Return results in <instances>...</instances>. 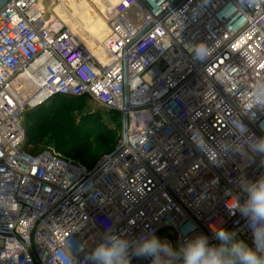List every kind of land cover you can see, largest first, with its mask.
Listing matches in <instances>:
<instances>
[{
  "label": "built area",
  "instance_id": "1",
  "mask_svg": "<svg viewBox=\"0 0 264 264\" xmlns=\"http://www.w3.org/2000/svg\"><path fill=\"white\" fill-rule=\"evenodd\" d=\"M46 0H12L0 10V264H92L111 230L186 240L236 231L254 247L244 217L241 178L264 176L258 154L234 129L264 136V0H119L107 17L98 57L70 30L46 19ZM212 54L197 59L194 46ZM32 68L38 93L89 96L129 116L128 135L88 168L50 147L26 148L29 101L17 78ZM127 86V101H126ZM203 136L213 161L194 143ZM189 225H195L188 230ZM131 256V264H151Z\"/></svg>",
  "mask_w": 264,
  "mask_h": 264
},
{
  "label": "clouds",
  "instance_id": "2",
  "mask_svg": "<svg viewBox=\"0 0 264 264\" xmlns=\"http://www.w3.org/2000/svg\"><path fill=\"white\" fill-rule=\"evenodd\" d=\"M194 54L197 59L203 60L211 56L212 50L200 43L194 46ZM261 90H264V83ZM233 126L244 137V141L225 145H230V148L242 155L247 145L251 153L264 157V136L246 135L248 128L242 121ZM261 127L264 129V125ZM193 139L196 146L205 150L211 160H216L215 151L208 148L201 134L196 133ZM238 187L246 193V199L241 203L238 197L233 198L229 211L232 215L238 211L245 218L254 247H250L243 239H234L237 232L224 228L214 230V237L220 242L218 245L210 244L209 238L201 234L186 240L178 249H174L168 240L161 241L154 233L141 234L129 240L109 230L103 242L91 251L89 259L92 264H131V256L151 257V264H264V176L256 181L241 178ZM194 228L195 225H189L186 231ZM55 264L73 262L60 253L55 256Z\"/></svg>",
  "mask_w": 264,
  "mask_h": 264
},
{
  "label": "rangeland",
  "instance_id": "3",
  "mask_svg": "<svg viewBox=\"0 0 264 264\" xmlns=\"http://www.w3.org/2000/svg\"><path fill=\"white\" fill-rule=\"evenodd\" d=\"M46 1L48 5L50 1L54 3L52 8H48V19L54 18L52 26L62 30L73 29L79 35L77 36L86 44H90L98 57L102 58L103 41L109 34L107 18L104 16L107 15L109 3L115 4L119 0H91L96 7L90 0ZM62 7L67 10H62ZM88 18L91 19L87 20ZM34 90V87H25L22 88L21 94L28 98ZM83 100L86 108L84 114H75L76 125L70 119V113L61 112L60 108L51 106L39 109L41 116L33 117L30 126L38 122L39 127L50 137L45 143L30 146L29 151L38 153L50 147L88 168H92L101 155L111 152L113 140L117 139L119 143L123 135L124 125L121 113L104 108L87 97ZM27 110H32L30 104ZM26 114L24 121H26ZM158 238L162 241L163 234ZM169 238L173 242V248L178 249L174 243V236L170 235Z\"/></svg>",
  "mask_w": 264,
  "mask_h": 264
},
{
  "label": "trees",
  "instance_id": "4",
  "mask_svg": "<svg viewBox=\"0 0 264 264\" xmlns=\"http://www.w3.org/2000/svg\"><path fill=\"white\" fill-rule=\"evenodd\" d=\"M84 97L91 99L89 96L82 97H60L55 96L47 100L42 106L38 107L36 110H30L26 114V121H24L26 132H27V142L26 147L29 150L30 146H34L37 144L45 143L49 139L50 136H47L43 129L39 127L38 122L34 123L30 126L31 119L33 117H40L39 109H46L48 107H55L56 109L60 108L61 112L70 113V119L75 123V114H84L86 104L84 103ZM119 112V111H117ZM120 113V112H119ZM122 115V114H121ZM73 126V125H72ZM117 139L113 140L111 148L114 150L117 146ZM112 150V151H113Z\"/></svg>",
  "mask_w": 264,
  "mask_h": 264
},
{
  "label": "bare ground",
  "instance_id": "5",
  "mask_svg": "<svg viewBox=\"0 0 264 264\" xmlns=\"http://www.w3.org/2000/svg\"><path fill=\"white\" fill-rule=\"evenodd\" d=\"M53 1H50L49 2V5H48V8H52L53 6ZM116 4V3H115ZM115 4H111L109 3V8H108V11H107V15H105L104 17H108L109 15V12H111L113 6ZM52 17V16H51ZM47 21L49 23H52L54 21V18L52 17V19H48L47 18ZM107 26H108V23H107ZM54 27V25H53ZM56 29V27H54ZM60 29V28H59ZM70 31L75 34V35H78L73 29L70 28ZM108 31H109V28H108ZM79 36V35H78ZM82 40V39H81ZM83 41V40H82ZM84 42V41H83ZM85 43V42H84ZM86 44V43H85ZM94 53H95V50L92 48V46L90 44H86ZM97 55V53H95ZM98 56V55H97ZM32 76V68L27 70V72L23 73L22 75H20L17 80H16V85L17 87L20 89V95L21 97L26 100V101H29L30 100V105H35L37 103L40 102V100L43 99V96L40 95L38 93V89H39V85L41 84L42 82V79L39 77V78H35L34 80H30V77ZM25 87H29V88H35L33 94L31 96H29L28 98H25L24 96H22L21 94V90L22 88H25Z\"/></svg>",
  "mask_w": 264,
  "mask_h": 264
},
{
  "label": "water",
  "instance_id": "6",
  "mask_svg": "<svg viewBox=\"0 0 264 264\" xmlns=\"http://www.w3.org/2000/svg\"><path fill=\"white\" fill-rule=\"evenodd\" d=\"M10 1H12V0H0V10H1L3 7H5ZM44 6H45V8L47 9V13H46V16H45V19L47 20V18L49 17V14H48V3H47V1L44 2ZM125 92H126V101H127V86H126V90H125ZM49 99H50V98H49ZM49 99H42V100H40L39 103H37V104H35V105H31V108H32V109L38 108V107L42 106V105H43L47 100H49ZM29 111H30V110H29ZM29 111L26 110V113H28ZM123 125H124V135H125V137H127V135H128V130H129V116H128L127 113L124 115V118H123Z\"/></svg>",
  "mask_w": 264,
  "mask_h": 264
},
{
  "label": "crops",
  "instance_id": "7",
  "mask_svg": "<svg viewBox=\"0 0 264 264\" xmlns=\"http://www.w3.org/2000/svg\"><path fill=\"white\" fill-rule=\"evenodd\" d=\"M90 1H91V0H90ZM91 2H92V1H91ZM92 4H94V3L92 2ZM94 5H95V4H94ZM95 7H96V5H95ZM62 10L66 11L67 9H66V8L64 9V8L62 7ZM95 11H96V10H95ZM90 17H91V16H90ZM90 19H91V18H88L87 20H90Z\"/></svg>",
  "mask_w": 264,
  "mask_h": 264
}]
</instances>
